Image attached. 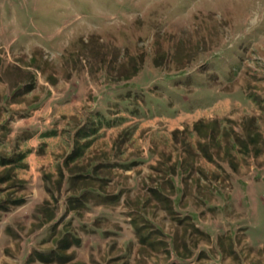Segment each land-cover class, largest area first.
Instances as JSON below:
<instances>
[{"label":"rangeland","instance_id":"1","mask_svg":"<svg viewBox=\"0 0 264 264\" xmlns=\"http://www.w3.org/2000/svg\"><path fill=\"white\" fill-rule=\"evenodd\" d=\"M0 162V264H264V0H0Z\"/></svg>","mask_w":264,"mask_h":264},{"label":"trees","instance_id":"2","mask_svg":"<svg viewBox=\"0 0 264 264\" xmlns=\"http://www.w3.org/2000/svg\"><path fill=\"white\" fill-rule=\"evenodd\" d=\"M10 160V159H9ZM0 163H2V162H0ZM3 164V166H5V165H10V161L9 162H6V163H2ZM73 194H75V193H73ZM74 196V195H73ZM71 200H73V198L71 199ZM71 209H73V208H71ZM73 237H71V238H75V239H77L78 237L76 236V235H72ZM65 238V237H64ZM63 240V239H62ZM68 240V239H67ZM79 240V239H78ZM68 242H70L69 240H68Z\"/></svg>","mask_w":264,"mask_h":264},{"label":"crops","instance_id":"3","mask_svg":"<svg viewBox=\"0 0 264 264\" xmlns=\"http://www.w3.org/2000/svg\"><path fill=\"white\" fill-rule=\"evenodd\" d=\"M69 211H72V209H68ZM54 222H56V221H54ZM79 242H80V240H79Z\"/></svg>","mask_w":264,"mask_h":264}]
</instances>
